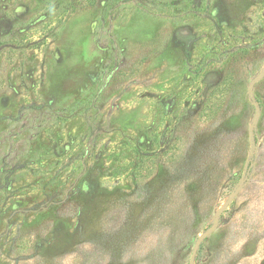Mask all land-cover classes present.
<instances>
[{
  "label": "rangeland",
  "instance_id": "1",
  "mask_svg": "<svg viewBox=\"0 0 264 264\" xmlns=\"http://www.w3.org/2000/svg\"><path fill=\"white\" fill-rule=\"evenodd\" d=\"M0 264H264V0H0Z\"/></svg>",
  "mask_w": 264,
  "mask_h": 264
}]
</instances>
